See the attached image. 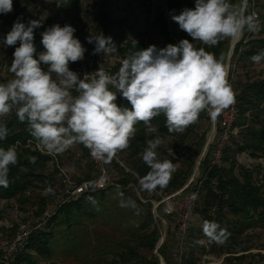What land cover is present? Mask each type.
Returning a JSON list of instances; mask_svg holds the SVG:
<instances>
[{"label": "clouds", "instance_id": "clouds-1", "mask_svg": "<svg viewBox=\"0 0 264 264\" xmlns=\"http://www.w3.org/2000/svg\"><path fill=\"white\" fill-rule=\"evenodd\" d=\"M248 7V0H195L194 8H185L171 19L193 41L215 46L224 39H239L245 29L260 30L257 13H249ZM12 10L13 0H0V14ZM40 26V20H30L27 26L17 20L4 39L6 46L18 41L19 46L9 69L13 78L0 83V116L15 109L18 120L27 122L31 136L49 152L60 153L80 143L95 159L109 162L129 147L137 123L156 131L151 121L163 115L169 132L182 133L202 112L216 119L235 102L223 57L197 48L188 39L161 49L151 45L131 52L114 75L99 70L80 78L69 69V62L82 60L86 51L74 36L75 28L54 24L45 30L41 34L45 51L37 59L33 32ZM87 41L95 44V53L116 51L111 37L92 33ZM250 59L254 63L264 60V50ZM41 64L48 66L47 71ZM117 92L131 108L118 106ZM7 135V127L0 125V140ZM162 143L159 136L149 140L141 154L150 168L139 180L142 190L151 192L170 182L175 169L170 160L158 158L156 149ZM17 161L15 147L0 148V187L9 186L10 166ZM117 194L123 197L119 189ZM86 199L97 203L93 196ZM121 206L135 207V202L121 199ZM203 232L216 242H223L226 235L214 221H205Z\"/></svg>", "mask_w": 264, "mask_h": 264}, {"label": "trees", "instance_id": "trees-1", "mask_svg": "<svg viewBox=\"0 0 264 264\" xmlns=\"http://www.w3.org/2000/svg\"><path fill=\"white\" fill-rule=\"evenodd\" d=\"M26 1V3H30L34 0ZM92 1L94 9H96V20L94 26L90 28L92 29L91 32L93 34H100V32H103L105 37L112 38V42L116 48V51L112 52V54L125 59L131 52L145 49L143 39L146 33L137 34L135 47H133V43H124L126 37V21L111 18L108 12L109 4L107 1L109 0ZM166 1L167 10L172 15L180 14L185 8L195 7V0ZM230 2L239 3L240 0H230ZM56 4L61 11L60 13L69 18V23L72 22L76 24V22H80L83 14L81 0H56ZM248 5V12L251 13L259 3H257L256 0H248ZM140 6L143 8L146 16H148V0H140ZM12 11L13 12L10 14H3V20L0 22V31L6 36L17 20L24 23L26 26L29 20H31L26 10H17L16 4L13 5ZM258 17L260 25H263L264 12ZM168 23L165 13L162 11L156 13L155 19L151 23V30L159 34L165 41L164 45L156 46L158 49L164 48L168 44H175ZM261 27L260 30L257 31L258 33L263 32ZM84 29V27L80 28L81 31H84ZM255 33L256 32H249L247 29L243 32L242 39L235 45L233 51V56H237V62L252 61L250 59L251 56L264 50V38L258 37ZM185 34L186 32L181 30L177 36L184 38ZM36 37L37 39L42 38L40 34H37ZM38 43L41 46L35 47L36 53L34 55V58L37 59L39 54L45 51L41 40H38ZM194 45L197 48L201 47L200 45ZM14 46L18 47L19 41ZM203 48L214 54L217 58L223 57L224 63L226 62V56L229 50L228 39L221 40L215 46L205 45ZM260 63L264 65V60H261ZM120 66L121 63L114 68L113 74L119 71ZM229 75L230 72L228 74V80ZM112 90L115 91L114 89ZM120 95L121 94L117 92L116 103ZM236 99L238 101L239 114L241 115H245L251 110L256 112L263 111L264 77L255 81L245 82ZM0 125H5L8 129L7 137L0 140V148L7 150L17 143L21 145L16 148L18 156L17 164L10 166L8 174L9 186L7 188L0 187L1 197L9 200L21 197L24 194L32 195L37 190L47 189L57 184L54 175L46 174L44 171V167L50 163L49 157L23 147L26 140L34 138L30 134L27 122L22 123L18 120L15 109L8 114L3 122H0ZM151 125L156 129L154 132L161 134V136L176 137L178 134L168 131L163 115L154 118L151 121ZM135 127V135L130 140L129 147L125 149V151L127 152V158L133 160L131 162L132 168L137 175L142 178L150 171V168L143 162L141 155L150 139L147 135L150 129L142 122L137 123ZM236 137H239L240 140L238 143L231 142V145L224 150L219 166L205 174L207 160L204 159L201 163L202 166L204 165V181L198 194V200L193 208V214L195 213L199 218H202L203 224L205 221H214L218 223L219 228L225 230L226 235L224 238L231 239L233 243L235 234L242 235L246 231L254 228L264 229V166L260 169L258 165L253 169L251 166L244 165L236 159V156L241 154H247L252 160L264 159V128L260 127L258 130H252L247 127L239 130ZM194 144L195 148L192 151V163L186 172L181 176H175L170 184L173 192L181 190L190 178L194 159L198 158L205 146V134H202ZM79 145L82 152H85L83 151L85 150L83 144L79 143ZM158 158H161L160 154H158ZM170 161L173 164L175 163L174 160ZM87 181H91V179L88 178L85 182ZM120 183L124 186L126 184L124 180ZM110 189L117 190L119 188L107 186L103 190H90L84 192L76 199L62 204L42 227L30 234L24 250L10 264H40V262L52 261L55 253L54 229L56 230L55 232L58 231L61 235H63L65 231L66 238H71L72 226L77 225V223H75V216L77 215L79 218L95 217L92 210L89 209H93L96 205L104 206L105 197ZM189 189L184 190L183 193L189 192ZM119 191L123 193L125 202L130 199L134 201L135 204H141L137 199L134 200L132 196L127 195L126 192ZM88 196H93L97 203L95 205L90 203L86 199ZM199 199L200 203L198 202ZM44 202H46L45 199L40 200L42 210ZM146 208L147 209H143L145 212L144 215L133 208L130 214L137 215V222L132 224L128 230L122 231L121 239L113 244V248L108 252H102L94 264H159L158 257L155 254V248L160 238L159 227L157 226V222L153 219L150 204H148ZM211 212H213V216H211ZM228 217H230L231 220ZM238 246L241 247V251H246L240 244H238ZM70 249L71 248L66 251H70ZM140 251L151 253V258L145 257L142 253H139ZM157 252L166 263H169V260L166 258L165 244ZM244 260L245 258L240 255L237 257L232 256L231 260L225 258L224 264H236V261L241 264ZM0 264H4L1 262V254ZM50 264L54 263L52 262Z\"/></svg>", "mask_w": 264, "mask_h": 264}, {"label": "rangeland", "instance_id": "rangeland-1", "mask_svg": "<svg viewBox=\"0 0 264 264\" xmlns=\"http://www.w3.org/2000/svg\"><path fill=\"white\" fill-rule=\"evenodd\" d=\"M107 2L109 4L108 12L111 18L125 20L127 23L124 43L136 41L137 34L148 33V46H162L165 44L164 39L159 34L149 29L147 16L140 6V0H109ZM256 2L259 3V5L254 9V12L259 16L264 12V0H256ZM92 3V0H81L83 14L80 22H76L75 24L72 22L69 23V18L60 13L61 11L57 7L56 0H34L30 3H26L22 8L18 4V0H13V5H17V10H26L31 20L41 21V26L35 28L33 32V43L35 47L41 46L38 40H42V38L37 39V34L41 35L54 24H59L61 27L66 24L72 25L76 29L84 27L85 34L89 32L92 33V29L90 28L94 26L96 20V9H94ZM37 4L40 5L39 11L35 10ZM166 4V0H156L154 13L159 11L165 13L169 22L168 26L170 33L175 38L176 44L182 39L192 41V37L187 33L184 38L177 36L181 32V29L179 25L171 19L172 14L168 12ZM12 12L13 11L8 14ZM2 15L3 14H0V22L3 20ZM261 26L263 32H256L255 34H257L258 37L264 38V24ZM5 37L6 35L4 33L2 34L0 31V83H6L13 78V74L9 69L14 58L13 53L16 47L6 46L4 44ZM241 39L242 36L239 41ZM228 41L230 47L233 40L228 39ZM228 57L227 53L225 65L230 72L228 81L232 86L234 96L237 98L245 82L255 81L264 77V65L260 62L254 63L253 61L237 62V56L234 57L233 52L230 54V58ZM120 60L122 62L123 58L120 57ZM120 63L117 62V65ZM41 67L47 71V65L41 64ZM53 78H55V74H53ZM7 116L8 114L0 116V122H3ZM237 126L239 130L247 127L252 130H258L260 127L264 128V110L259 112L251 110L245 115L239 114ZM202 134H205L206 146L207 141L211 140L212 135L211 125L206 117L205 111L200 114V119L196 123L189 126L184 132L178 133L176 137L161 136V134L148 130L147 135L150 137L149 140H154L158 136L163 139V143L156 149L157 153L161 156L160 160L167 159L175 161L173 164L175 170L167 186L163 188L157 187L151 192L141 189L139 181L132 175L133 173L138 179H141L132 168L131 162L133 160L127 158V152L125 150L119 151L116 156L124 167L114 166L110 170L108 186L118 187L119 190L126 192V194L132 196L134 200L137 199L141 204H135V207L121 206V199L123 198L124 200L125 198L119 196L116 189H110L105 197L104 206L96 205L93 209H89L92 210L95 217L79 218L77 215L75 216V223H77V225L72 226V229L70 228L72 230L71 238H66L65 231L63 235H61L60 232H55L56 230L54 229V258L52 261H44L40 262V264H50L52 262L54 264H94L102 252H108L113 248V244L121 239L122 231L128 230L132 224L137 222V215L130 214L133 208L144 215L145 212L143 209H147L146 207L148 204H150L152 209V203H156L165 194L175 193L170 184L175 176H181L189 168L193 161L192 151L195 148L194 143L198 141ZM239 140V137H234L231 142L238 143ZM55 154L60 170L63 171L74 184L79 185L88 178L94 180L98 177V171L89 161L86 152H82L79 143H74L65 151ZM200 155L198 158L194 159L191 176L186 184L192 177L194 178V182H198L201 177V169L200 172L196 171V163ZM236 159L238 162L251 166L253 169L258 165L260 169L264 166V159L252 160L247 154L237 155ZM60 170L58 171L56 165L51 163H48L47 166L44 167L45 173L53 174L57 181V184L50 187L52 189L51 193L47 191L49 189L47 188L37 190L32 195L24 194L21 197L9 200L3 199L0 194V244L6 239L10 240L17 232L18 228L26 221H33L35 223L34 225L37 226V220L43 214L46 205L51 204L55 200L58 190L61 189L59 186ZM122 180L126 182L125 186L120 183ZM194 186L195 183H192L189 192L184 193L182 197L190 196L191 193H193ZM41 199H45L46 201L44 202L43 210L40 204ZM198 202L200 203V199ZM162 211L163 207L160 206L159 215ZM228 218L231 220L230 217ZM167 221L168 224L172 223L171 218H167ZM157 226L159 227L160 238L161 236H165L164 244L166 246V258L169 260L167 264L176 263L173 258V254L176 252V240L172 227H169V225L168 227L162 226L161 223H157ZM234 236V243L229 238H223V242L210 240L203 232L202 218H199L197 214L194 213L189 224L186 242L182 246L184 259L182 264H221V261H223L222 264H224L225 258L231 260L232 256L237 257L238 255L245 258L241 264H264V229L254 228L246 231L242 235L235 234ZM238 244L246 249V251H241V247L238 246ZM69 248H71L70 251H66ZM139 253H142L148 258L152 256L151 253H144L143 251ZM236 264L240 263L236 261Z\"/></svg>", "mask_w": 264, "mask_h": 264}, {"label": "built area", "instance_id": "built-area-1", "mask_svg": "<svg viewBox=\"0 0 264 264\" xmlns=\"http://www.w3.org/2000/svg\"><path fill=\"white\" fill-rule=\"evenodd\" d=\"M26 2V0H18V4L21 6V8L25 6ZM155 3L156 0H148L149 15L147 16V22L149 25V29H151V23L154 21L156 15V13H154ZM35 10H40L39 4H37ZM72 27L75 28L74 26ZM75 30V38L80 40L82 46L86 49V51L82 60L77 62H69V69L77 73L80 78H83L86 74H92L99 70H103L106 73L112 75L114 68L117 66V62H121L120 57L112 53L108 55H106L104 52L95 53V44H90L87 41V38L92 33L89 32L88 34H85V31H81L80 29L76 28ZM100 34L104 36L103 32H100ZM148 36L149 34L146 33L143 39L145 49L149 47L147 44ZM173 40L176 44V40L174 37ZM191 42L196 45H200L201 47L205 46L199 41H193V39ZM109 87L111 88V86ZM72 94L76 95L77 93L73 90ZM117 104L120 107L131 108L130 103L125 98H123L122 95H120ZM205 113L211 125L212 136L211 140L207 141V144L205 148H203L202 153L196 163V171L200 172L201 169V177L199 178L198 182H194V178L192 177V179L181 190L173 194H165L156 203L151 202L153 204L151 213L153 215L154 221H156L157 223H161L162 226L165 227H168V225L169 227L171 226L172 231L175 233L176 252L173 254V258L175 259L176 263L173 264H182L183 262L182 246L186 242L189 224L193 215V208L198 199V194L204 181V165L202 166L201 163L204 161V159L207 160L205 174H207L213 168L219 166L224 150L231 145L232 139L239 133V128L237 126L239 118V108L236 97L234 104L229 108L223 110L216 119H212L208 111H205ZM20 146L21 145L17 143L13 147H15L16 149ZM23 147L30 151L37 152L41 155L49 157L50 163L55 164L58 171L60 170L56 154L46 150L43 146L39 145L35 139L26 140V142L23 144ZM84 149L89 158V161L98 171V177L94 180L83 182L77 185L74 184L66 176V174L60 170L59 186L61 187V189L58 190V194L55 196V200L51 204L46 205L43 214L37 220V226L34 225L35 223L33 221H26L22 226L18 228L17 232L10 238V240L6 239L0 244L2 263H12L14 259L24 250L30 234L42 227L62 204L76 199L84 192L90 190L96 191L105 189L109 184L108 177L110 170L114 166L124 167L117 156H115L109 162H104L92 157L90 150L85 146ZM132 175L138 181L140 180L135 174L132 173ZM192 183H195L194 189L192 191L193 193H191L190 196L182 197L184 194L183 191L189 189L192 186ZM160 206L163 207V211L159 215ZM211 216H213V212H211ZM167 218L172 219L171 224H168ZM164 242L165 236H161L155 248V254L158 257L160 264H167L165 263L164 259L160 255H158L157 252L164 245ZM220 263L222 264L223 261H221Z\"/></svg>", "mask_w": 264, "mask_h": 264}, {"label": "water", "instance_id": "water-1", "mask_svg": "<svg viewBox=\"0 0 264 264\" xmlns=\"http://www.w3.org/2000/svg\"><path fill=\"white\" fill-rule=\"evenodd\" d=\"M235 45L233 47L230 45L229 51H228V56H229L228 58H230V54L233 52Z\"/></svg>", "mask_w": 264, "mask_h": 264}, {"label": "bare ground", "instance_id": "bare-ground-1", "mask_svg": "<svg viewBox=\"0 0 264 264\" xmlns=\"http://www.w3.org/2000/svg\"><path fill=\"white\" fill-rule=\"evenodd\" d=\"M239 39H240V38H239ZM239 39L233 40V42H231V46L233 47V46H234V44H235L236 42H238V41H239Z\"/></svg>", "mask_w": 264, "mask_h": 264}]
</instances>
